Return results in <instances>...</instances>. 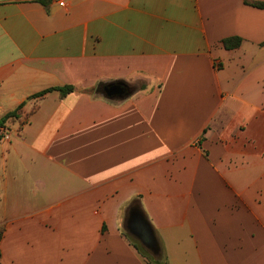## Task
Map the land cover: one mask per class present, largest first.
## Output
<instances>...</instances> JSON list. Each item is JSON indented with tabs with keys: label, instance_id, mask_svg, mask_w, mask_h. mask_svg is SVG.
Returning <instances> with one entry per match:
<instances>
[{
	"label": "crops",
	"instance_id": "0c3cea01",
	"mask_svg": "<svg viewBox=\"0 0 264 264\" xmlns=\"http://www.w3.org/2000/svg\"><path fill=\"white\" fill-rule=\"evenodd\" d=\"M38 1L0 0V264H145L131 211L166 264H264V0Z\"/></svg>",
	"mask_w": 264,
	"mask_h": 264
},
{
	"label": "trees",
	"instance_id": "16d2710c",
	"mask_svg": "<svg viewBox=\"0 0 264 264\" xmlns=\"http://www.w3.org/2000/svg\"><path fill=\"white\" fill-rule=\"evenodd\" d=\"M48 0H39L38 2L41 4H45ZM250 5L255 7H262V4L260 3H251ZM241 44L240 38H227L222 41V45L226 50H233L239 47ZM52 91L58 92L60 98L65 97L69 93L73 91V88L71 86H65L62 88H49L46 90H43L35 95L32 96V98H42L45 94L50 93ZM21 106H19L16 110L13 112L7 113L4 116L0 118V127L4 126L5 123L8 120H15L18 118V112L20 111ZM3 233V229L0 228V237ZM128 243L135 249V251L138 253V255L143 259L145 264H166V258L161 253V250L159 248V251L157 254H152L149 250H147L144 246H142L138 241L133 239L131 236L127 234H123Z\"/></svg>",
	"mask_w": 264,
	"mask_h": 264
},
{
	"label": "water",
	"instance_id": "95a60500",
	"mask_svg": "<svg viewBox=\"0 0 264 264\" xmlns=\"http://www.w3.org/2000/svg\"><path fill=\"white\" fill-rule=\"evenodd\" d=\"M103 94L109 99H120L127 95L126 90L121 84H113L105 87ZM126 230L152 254L155 255L158 253L159 248L153 231L141 214L134 211L129 213V218L126 221Z\"/></svg>",
	"mask_w": 264,
	"mask_h": 264
},
{
	"label": "built area",
	"instance_id": "2783aa9c",
	"mask_svg": "<svg viewBox=\"0 0 264 264\" xmlns=\"http://www.w3.org/2000/svg\"><path fill=\"white\" fill-rule=\"evenodd\" d=\"M55 2L60 6V7H64L65 6V0H55ZM10 138L8 131H7V127L2 126L0 127V139L2 141H8Z\"/></svg>",
	"mask_w": 264,
	"mask_h": 264
},
{
	"label": "rangeland",
	"instance_id": "374dc122",
	"mask_svg": "<svg viewBox=\"0 0 264 264\" xmlns=\"http://www.w3.org/2000/svg\"><path fill=\"white\" fill-rule=\"evenodd\" d=\"M3 229V228H2ZM3 231H4V229H3ZM126 231V230H125Z\"/></svg>",
	"mask_w": 264,
	"mask_h": 264
}]
</instances>
